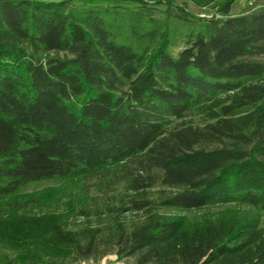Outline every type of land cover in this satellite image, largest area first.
<instances>
[{"label":"trees","instance_id":"1","mask_svg":"<svg viewBox=\"0 0 264 264\" xmlns=\"http://www.w3.org/2000/svg\"><path fill=\"white\" fill-rule=\"evenodd\" d=\"M125 1L0 0V205L35 202L43 181L105 199L75 228L32 218L45 249L0 264H264V8Z\"/></svg>","mask_w":264,"mask_h":264},{"label":"rangeland","instance_id":"2","mask_svg":"<svg viewBox=\"0 0 264 264\" xmlns=\"http://www.w3.org/2000/svg\"><path fill=\"white\" fill-rule=\"evenodd\" d=\"M59 1V0H54ZM175 4L182 5L187 11L197 17H211L216 14L217 6L224 0H214L206 6H197L189 0H173ZM74 3H84L92 5H120L126 7H133L135 4L131 1L125 0H74ZM264 8V4L255 2L253 0H234L231 4L230 14L237 15L248 11H253L258 8ZM161 15V13H157ZM196 21V20H195ZM198 22V21H197ZM177 35L175 44L170 47V52L176 54L184 44L183 28L177 24ZM182 31V32H181ZM186 122H191L194 125H203L206 120L200 115L190 114L185 118ZM52 181H43L31 184L27 190L35 194L41 195L42 198L37 199L27 205L24 200H18L16 203H5L0 205V260L3 255L18 256L26 254L29 249H33L36 245V250L41 252L49 243L46 239V234L36 238H29L28 234L33 235L37 233L35 226L38 224L37 219L40 220V227L46 228L50 225L48 215L57 217L54 219L56 222H61L62 226L68 228H75L80 226L84 221L83 217L78 215L79 209L82 205L89 203L90 199L96 197L94 201L101 203L105 200L100 196L93 186H83L80 181L68 182L60 186H54ZM91 181H89V185ZM47 187L45 191L43 188ZM36 192V193H35ZM124 193L122 186L117 187L111 195L119 196ZM24 199V198H23ZM93 201V203H94ZM92 203V202H91ZM224 209H218L214 212L218 213ZM205 212V211H204ZM203 215V212L188 214L186 213L187 220H198ZM39 217V218H38ZM47 217V218H46ZM32 218H37L32 220ZM48 219V220H46ZM63 226V227H64ZM14 228L16 232L9 234L7 230ZM8 235V236H6ZM50 250L48 251V253ZM13 256V257H14ZM80 264H132L130 258H119L114 252H109L99 255H94L87 260H83Z\"/></svg>","mask_w":264,"mask_h":264}]
</instances>
